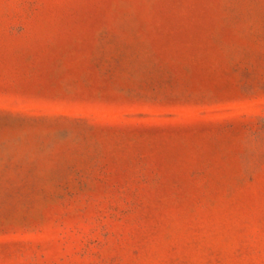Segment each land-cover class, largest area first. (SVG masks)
<instances>
[{"label":"rangeland","instance_id":"1","mask_svg":"<svg viewBox=\"0 0 264 264\" xmlns=\"http://www.w3.org/2000/svg\"><path fill=\"white\" fill-rule=\"evenodd\" d=\"M0 264H264V0H0Z\"/></svg>","mask_w":264,"mask_h":264}]
</instances>
